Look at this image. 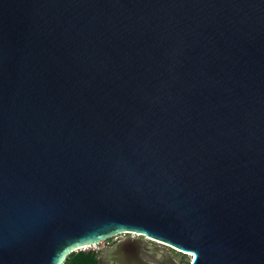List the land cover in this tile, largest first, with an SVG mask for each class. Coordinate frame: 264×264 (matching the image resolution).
<instances>
[{"label":"water","instance_id":"water-1","mask_svg":"<svg viewBox=\"0 0 264 264\" xmlns=\"http://www.w3.org/2000/svg\"><path fill=\"white\" fill-rule=\"evenodd\" d=\"M119 233L264 264V0H0V264Z\"/></svg>","mask_w":264,"mask_h":264},{"label":"trees","instance_id":"trees-1","mask_svg":"<svg viewBox=\"0 0 264 264\" xmlns=\"http://www.w3.org/2000/svg\"><path fill=\"white\" fill-rule=\"evenodd\" d=\"M63 264H103L98 258V250L80 249L71 252Z\"/></svg>","mask_w":264,"mask_h":264},{"label":"rangeland","instance_id":"rangeland-1","mask_svg":"<svg viewBox=\"0 0 264 264\" xmlns=\"http://www.w3.org/2000/svg\"><path fill=\"white\" fill-rule=\"evenodd\" d=\"M111 239V238H110ZM110 239H108L107 241H109ZM107 241H103L95 246H90L88 249H94V250H99L100 247L104 246L106 244ZM156 245H160V246H164L160 243H156ZM168 248V247H166ZM168 250L171 252V254L173 255V257L176 259V261L179 263V264H190V256L189 254H185L183 252H180V251H177V250H174V249H171V248H168ZM146 257L150 258L151 255H147V254H144Z\"/></svg>","mask_w":264,"mask_h":264},{"label":"flooded vegetation","instance_id":"flooded-vegetation-1","mask_svg":"<svg viewBox=\"0 0 264 264\" xmlns=\"http://www.w3.org/2000/svg\"><path fill=\"white\" fill-rule=\"evenodd\" d=\"M127 237H138L140 239H144V241H146V243L148 244H154L156 245L157 242L153 241V240H149L146 237L142 236V235H136V234H132V233H125L124 235L120 236L119 238H111L109 241L106 242V244L104 246H102L104 249L110 248L112 246H114L117 242L123 240L124 238ZM146 239V240H145ZM101 253V250H98V257ZM100 260V259H99ZM100 262H102L103 264H112L109 263L108 261H102L100 260Z\"/></svg>","mask_w":264,"mask_h":264},{"label":"built area","instance_id":"built-area-1","mask_svg":"<svg viewBox=\"0 0 264 264\" xmlns=\"http://www.w3.org/2000/svg\"><path fill=\"white\" fill-rule=\"evenodd\" d=\"M124 234L125 233H119V234L114 235L112 238H119L120 236H122ZM105 241H107V240H105ZM93 246H95V245H93Z\"/></svg>","mask_w":264,"mask_h":264},{"label":"bare ground","instance_id":"bare-ground-1","mask_svg":"<svg viewBox=\"0 0 264 264\" xmlns=\"http://www.w3.org/2000/svg\"><path fill=\"white\" fill-rule=\"evenodd\" d=\"M190 255V253H188Z\"/></svg>","mask_w":264,"mask_h":264}]
</instances>
